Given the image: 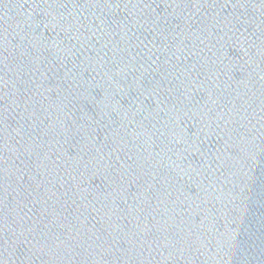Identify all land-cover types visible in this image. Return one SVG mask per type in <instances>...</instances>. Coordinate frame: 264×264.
Listing matches in <instances>:
<instances>
[{
    "label": "water",
    "instance_id": "water-1",
    "mask_svg": "<svg viewBox=\"0 0 264 264\" xmlns=\"http://www.w3.org/2000/svg\"><path fill=\"white\" fill-rule=\"evenodd\" d=\"M0 264H264V0H0Z\"/></svg>",
    "mask_w": 264,
    "mask_h": 264
},
{
    "label": "snow or ice",
    "instance_id": "snow-or-ice-1",
    "mask_svg": "<svg viewBox=\"0 0 264 264\" xmlns=\"http://www.w3.org/2000/svg\"><path fill=\"white\" fill-rule=\"evenodd\" d=\"M92 2H94V3H101V2L109 3L110 0H92ZM84 26L87 27L86 25H84ZM88 30L91 31L90 28H88ZM224 219H225V222H227V217H225ZM147 232L150 233L151 229H147ZM216 232H217V235L219 237V239L217 240V245L222 247L227 241L228 234L219 232L218 228L216 229ZM61 237H63V235L58 234V235H56L55 240L53 241V244L56 246L55 250H57V251H59L60 249H62L64 247H71L73 241L75 240V237H71L67 240L64 239V237L63 238H61ZM145 242H146V238H145ZM162 254L163 253H161V255Z\"/></svg>",
    "mask_w": 264,
    "mask_h": 264
}]
</instances>
